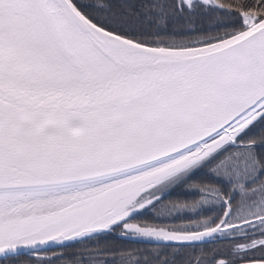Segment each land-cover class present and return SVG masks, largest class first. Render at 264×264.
<instances>
[{"label": "snow or ice", "instance_id": "obj_1", "mask_svg": "<svg viewBox=\"0 0 264 264\" xmlns=\"http://www.w3.org/2000/svg\"><path fill=\"white\" fill-rule=\"evenodd\" d=\"M0 264H264V0H0Z\"/></svg>", "mask_w": 264, "mask_h": 264}]
</instances>
